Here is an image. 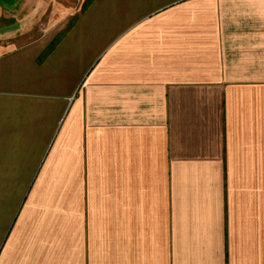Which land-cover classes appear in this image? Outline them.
<instances>
[{
    "label": "crops",
    "instance_id": "1",
    "mask_svg": "<svg viewBox=\"0 0 264 264\" xmlns=\"http://www.w3.org/2000/svg\"><path fill=\"white\" fill-rule=\"evenodd\" d=\"M29 1L3 0L0 264H264V0H47L43 27Z\"/></svg>",
    "mask_w": 264,
    "mask_h": 264
},
{
    "label": "rangeland",
    "instance_id": "2",
    "mask_svg": "<svg viewBox=\"0 0 264 264\" xmlns=\"http://www.w3.org/2000/svg\"><path fill=\"white\" fill-rule=\"evenodd\" d=\"M53 3H49V1H47V0L29 1L26 4H22L17 9H16V7L13 8V12H12L13 13V19L18 17L19 15H17V14H19V12H20L22 18H25V19L31 18L33 20L38 19V21H40V24H39L40 27L46 26V23H48L47 21H51L53 16H55V17L58 16L56 9L54 8V6H52ZM1 4H0V10L2 11L3 18L0 20V24H1L0 25V43H7L10 40L9 41L6 40L5 36L8 34L6 31L8 30V32H9V28H7V29H5V28L9 25V23H11V3L10 2L3 3V0H2ZM45 5L47 7H49V9H45ZM5 19H7L8 21H5ZM57 21L58 22H56V24L61 25V21H65V20L64 19L60 20L57 18ZM15 23H16V21H15Z\"/></svg>",
    "mask_w": 264,
    "mask_h": 264
},
{
    "label": "trees",
    "instance_id": "3",
    "mask_svg": "<svg viewBox=\"0 0 264 264\" xmlns=\"http://www.w3.org/2000/svg\"><path fill=\"white\" fill-rule=\"evenodd\" d=\"M71 26L72 25H70V23H69L68 26L59 34V36L57 37L56 41L60 40L62 38V36L65 35L67 31H69V29L71 28Z\"/></svg>",
    "mask_w": 264,
    "mask_h": 264
}]
</instances>
